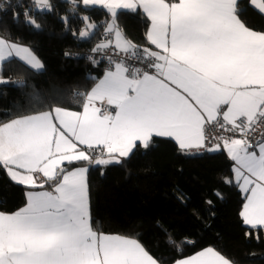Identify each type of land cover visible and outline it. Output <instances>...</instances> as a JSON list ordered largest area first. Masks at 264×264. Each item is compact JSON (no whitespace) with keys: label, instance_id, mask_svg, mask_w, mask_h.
<instances>
[{"label":"snow or ice","instance_id":"snow-or-ice-1","mask_svg":"<svg viewBox=\"0 0 264 264\" xmlns=\"http://www.w3.org/2000/svg\"><path fill=\"white\" fill-rule=\"evenodd\" d=\"M82 3L86 8L99 5L111 16L103 39L91 51L111 49L124 56L109 57L114 68L84 96L82 112L53 106L0 124V168L12 181L33 189L58 181L53 191H29L19 211L0 213V264H158L137 240L93 231L87 169L66 172L62 165L119 163L137 142L147 148L154 136L174 139L184 152L200 150L206 147L209 124L240 134L219 139L244 193V223L264 226V130L253 135L264 122V31L241 19L252 10L264 21V0H246L247 7H241V0ZM33 4L40 11L52 8L49 0ZM119 10L143 11L150 22L146 40L155 50L141 49L123 36L115 23ZM81 19L78 38L87 40L97 25L88 16ZM25 23L40 27L27 13ZM13 57L33 70L43 67L29 48L0 37V73ZM131 58L146 69L130 67L126 59ZM7 83L0 74V84ZM14 83L24 86L23 80ZM176 264L231 262L207 248Z\"/></svg>","mask_w":264,"mask_h":264},{"label":"trees","instance_id":"trees-1","mask_svg":"<svg viewBox=\"0 0 264 264\" xmlns=\"http://www.w3.org/2000/svg\"><path fill=\"white\" fill-rule=\"evenodd\" d=\"M49 2L52 8L45 12L35 11L33 0H14L12 12L0 22L3 38L26 45L43 64V71L37 72L17 59L3 63L0 74L9 83L0 84V124L53 106L78 111L105 71L103 64L75 53L97 44L111 20L109 13L100 6L86 8L82 0L75 5L72 0ZM241 7H247L246 0H241ZM26 13L39 28L25 23ZM84 16L97 25L87 40L78 38ZM241 19L253 30L264 31V21L252 10ZM115 23L128 41L141 49L150 47L145 36L148 21L142 14L120 10ZM20 80L23 87L14 83ZM121 160L120 165L96 169L87 161L64 166L88 167L94 231L137 240L159 264H172L207 248L231 264H264V229L243 225L244 198L232 179L225 150L189 155L172 140L153 137L147 148L136 145ZM56 182L38 189H52ZM29 189L0 168V212L23 207Z\"/></svg>","mask_w":264,"mask_h":264},{"label":"built area","instance_id":"built-area-1","mask_svg":"<svg viewBox=\"0 0 264 264\" xmlns=\"http://www.w3.org/2000/svg\"><path fill=\"white\" fill-rule=\"evenodd\" d=\"M13 2L14 0H0V22L12 12ZM103 37H104V32L101 34L99 41L97 43H99L101 39H103ZM75 54H78L79 56H84L88 60H90L88 58L89 56L93 57V59L96 62L103 64L105 70L114 67V65L109 63V57H112L113 60H117L124 56L123 53H120L119 56L114 55L111 49H108L105 52H101V53H93L91 50L89 51L84 50L82 52H78ZM126 63L130 67L146 69V65L142 64L140 61H137L135 58L126 59ZM147 70L151 71V69H147ZM261 130H264V122H261L257 126V131L253 135L258 136ZM221 136L230 137V138L231 137L240 138L239 133L233 134L231 132H226L223 129L218 128L215 124H209L205 127L206 147L200 150L193 149L190 152H187V154L195 155V154H204V153L223 152L225 149L223 147V142L219 139V137ZM216 144L220 145L219 148H217L214 151L207 150L213 148Z\"/></svg>","mask_w":264,"mask_h":264},{"label":"crops","instance_id":"crops-1","mask_svg":"<svg viewBox=\"0 0 264 264\" xmlns=\"http://www.w3.org/2000/svg\"><path fill=\"white\" fill-rule=\"evenodd\" d=\"M97 6H99V5H97ZM120 11V10H119ZM124 11V10H123ZM125 11H130V10H125ZM130 12H133V11H130ZM135 12H138V13H140V14H142L146 19H147V17H146V15L143 13V11L142 10H137V11H135ZM147 21H148V19H147ZM149 25H150V22L148 21V26H147V29H148V27H149ZM147 29H146V32H147ZM145 36H146V34H145ZM0 37H2L1 35H0ZM5 39V38H4ZM5 40H7V39H5ZM7 41H9V40H7ZM9 42H11V43H16V42H12V41H9ZM16 44H18V45H21V46H23V47H27L26 45H23V44H20V43H16ZM148 44V43H147ZM150 46V45H149ZM153 50H155V48H154V46H150ZM28 48V47H27ZM30 50V49H29ZM34 55V54H33ZM35 56V55H34ZM11 59H17V60H19V61H21L18 57H13V58H11ZM39 60V59H38ZM22 63H24L23 61H21ZM41 63V62H40ZM25 64V63H24ZM42 64V63H41ZM26 66H28L30 69H31V67L29 66V65H27V64H25ZM43 65V64H42ZM114 68V67H113ZM33 70V69H32ZM34 71H36V70H34ZM41 71H43V67L39 70V71H37V72H41ZM105 71H107V70H105ZM105 71L103 72V74L97 79V81H96V83H98L99 82V80L100 79H102L103 78V76H104V73H105ZM96 83L92 86V88L93 87H95V85H96ZM91 88V89H92ZM91 89L88 91V92H90L91 91ZM87 94V93H86ZM100 104H101V102L100 101H96V105L99 107L100 106ZM67 110V109H66ZM82 110H83V108L81 107V109H79L78 111H76V112H82ZM70 111H73V110H70ZM155 137V136H154ZM159 138H166V139H170V140H172L173 142H175V140L174 139H172V138H169V137H159ZM175 144L177 145V143L175 142ZM137 145H142V144H140L139 142H137ZM178 146V145H177ZM225 154L227 155V157H228V154H227V152H226V150H225ZM120 159H123V158H125V157H119ZM229 158V157H228ZM229 160H230V158H229ZM231 161V163H232V166L234 165V161H232V160H230ZM78 162H82V161H76V162H73V163H78ZM67 164H69V163H67V162H64V164L62 165V167L64 168V166L65 165H67ZM78 168H86L87 169V172H86V181H87V174H88V167H86V166H78V167H74V168H71V169H68V170H65L66 172H70V171H73V170H75V169H78ZM232 171H233V168H232ZM232 179H233V181H235V179H234V173L232 174ZM43 180H44V178L42 177V174H41V176H40V181L41 182H43ZM16 183V182H15ZM18 184V183H17ZM21 185V184H20ZM22 186H25V187H27V188H30L29 186H27V185H22ZM87 186H88V182H87ZM53 189H54V187L52 188V189H38V188H35V189H33V188H31V189H29V190H27L26 192H25V204H24V206L23 207H21L20 209H22V208H24L25 206H26V204H27V193L29 192V191H53ZM238 189H239V191H240V193H241V195L243 196V198H244V193L240 190V188L238 187ZM244 203H245V200H244ZM243 203V204H244ZM242 208H243V206H242ZM19 209V210H20ZM19 210H17V211H19ZM88 210H89V196H88ZM242 210V209H241ZM16 211V212H17ZM241 212V211H240ZM0 213H3V212H0ZM13 213H15V212H13ZM5 214H12V213H5ZM240 217H241V215H240ZM241 219H242V217H241ZM89 220H90V213H89ZM242 222H243V225L244 226H246V227H248V228H262V229H264V226H255V227H253V226H251V225H247V224H245L244 223V221H243V219H242ZM91 225V224H90ZM94 231V230H93ZM96 232V231H95ZM98 233V232H97ZM103 234V233H102ZM105 235H111V234H105ZM114 236H119V235H114ZM122 237V236H121ZM126 238V237H125ZM142 246V245H141ZM199 253V252H198ZM188 258V257H187ZM185 259V258H184ZM159 264V263H158ZM172 264H176V261L174 262V263H172Z\"/></svg>","mask_w":264,"mask_h":264},{"label":"water","instance_id":"water-1","mask_svg":"<svg viewBox=\"0 0 264 264\" xmlns=\"http://www.w3.org/2000/svg\"><path fill=\"white\" fill-rule=\"evenodd\" d=\"M120 162L116 163V162H112L110 164L107 165H96V164H91V168L96 169V168H104V167H111V166H115V165H120L122 163V160L119 158Z\"/></svg>","mask_w":264,"mask_h":264},{"label":"rangeland","instance_id":"rangeland-1","mask_svg":"<svg viewBox=\"0 0 264 264\" xmlns=\"http://www.w3.org/2000/svg\"><path fill=\"white\" fill-rule=\"evenodd\" d=\"M35 9V11H40L39 9H36V8H34ZM110 15V14H109Z\"/></svg>","mask_w":264,"mask_h":264}]
</instances>
